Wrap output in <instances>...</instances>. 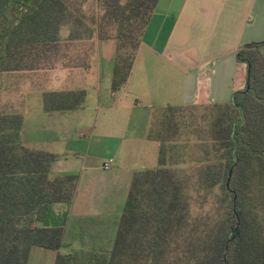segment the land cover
I'll use <instances>...</instances> for the list:
<instances>
[{"label":"trees","instance_id":"obj_1","mask_svg":"<svg viewBox=\"0 0 264 264\" xmlns=\"http://www.w3.org/2000/svg\"><path fill=\"white\" fill-rule=\"evenodd\" d=\"M88 1L0 0V75L87 72L95 34L114 42L118 94L158 0H93L102 13L87 18ZM237 61L249 67L247 86L228 104L153 112L146 140L158 144L157 167L134 175L106 264H264V217L248 207L252 184L264 188V42ZM85 98L44 91L43 111L82 110ZM9 108L0 111V264H26L32 247L58 251L62 231L15 228L13 216L40 208L41 224L50 206L71 203L76 177L51 176L54 156L20 142L22 115Z\"/></svg>","mask_w":264,"mask_h":264},{"label":"crops","instance_id":"obj_2","mask_svg":"<svg viewBox=\"0 0 264 264\" xmlns=\"http://www.w3.org/2000/svg\"><path fill=\"white\" fill-rule=\"evenodd\" d=\"M262 42L264 0H158L114 103L109 85L84 89L96 67L0 75L7 95L22 102L20 142L54 156L51 176L76 177L71 203L50 206L40 224L61 229L60 249L32 247L26 264H56L58 253L62 264H106L132 179L150 170L143 159L153 112L228 104L248 81L237 53ZM26 79L41 94L85 90L84 108L27 113L18 89Z\"/></svg>","mask_w":264,"mask_h":264},{"label":"rangeland","instance_id":"obj_3","mask_svg":"<svg viewBox=\"0 0 264 264\" xmlns=\"http://www.w3.org/2000/svg\"><path fill=\"white\" fill-rule=\"evenodd\" d=\"M84 15L88 18L92 15L99 16L102 13L101 6L96 3V1L89 0L84 9ZM67 29L63 33L65 37ZM92 40L98 42L97 48L95 47L92 55L89 56V70L90 67H96V70H90L88 73L87 84L84 87L86 91H91L94 89V85H97L99 88L103 85H109L111 82V76L114 66V42L112 40L97 41L96 35L93 34ZM85 49L82 46H72L69 51H78ZM100 70V72L95 75L94 72ZM29 83V84H28ZM19 91L25 93V110L27 113L33 114L37 110H43L42 107V94L39 92V88L33 86V83L25 81L24 86L18 88ZM8 89H6L4 84H0V111L10 112L9 106H12V110L19 112L22 111V102L9 97L7 95ZM9 93V92H8ZM117 97L112 95V103L115 102ZM92 106L94 107L93 114L96 111L97 101H93ZM91 106V107H92ZM201 113V112H200ZM156 148V152L155 149ZM157 149L158 144L152 142L147 143L145 147L146 156H144L143 162L145 161L149 165L146 166L147 169H155L157 167ZM182 172L188 171V165H181L178 167ZM248 207L255 211L259 216L264 217V188L258 187V183L255 181L252 184L251 193L248 198ZM41 209L36 208L34 210L27 211L25 213L16 214L12 218V222L15 225V228L19 227H29L36 228L40 227V223L37 220L41 216Z\"/></svg>","mask_w":264,"mask_h":264},{"label":"built area","instance_id":"obj_4","mask_svg":"<svg viewBox=\"0 0 264 264\" xmlns=\"http://www.w3.org/2000/svg\"><path fill=\"white\" fill-rule=\"evenodd\" d=\"M104 168L107 169L108 168V164L104 165Z\"/></svg>","mask_w":264,"mask_h":264},{"label":"water","instance_id":"obj_5","mask_svg":"<svg viewBox=\"0 0 264 264\" xmlns=\"http://www.w3.org/2000/svg\"><path fill=\"white\" fill-rule=\"evenodd\" d=\"M248 73H249V67H248Z\"/></svg>","mask_w":264,"mask_h":264}]
</instances>
